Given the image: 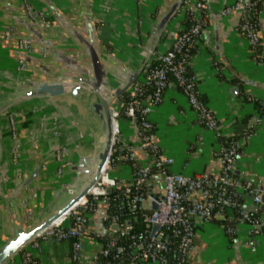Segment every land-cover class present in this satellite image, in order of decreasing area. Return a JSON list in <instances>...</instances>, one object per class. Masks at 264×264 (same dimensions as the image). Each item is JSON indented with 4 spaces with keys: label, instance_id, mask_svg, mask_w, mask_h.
I'll return each instance as SVG.
<instances>
[{
    "label": "crops",
    "instance_id": "0c3cea01",
    "mask_svg": "<svg viewBox=\"0 0 264 264\" xmlns=\"http://www.w3.org/2000/svg\"><path fill=\"white\" fill-rule=\"evenodd\" d=\"M183 1L33 0L43 15L32 22L20 0H0V102L5 100L13 107L21 149L19 172L23 174L20 180L4 184V196H0V246L16 236L18 229L34 228L67 202L68 196L60 189L56 176L59 164L52 154L55 142L68 148L67 158L72 162L64 168L61 180L75 187H80L86 176L79 175L73 166L80 158L96 156L100 151L102 110L93 108L100 97L89 85L83 84L75 94L27 99L29 90L41 82L84 78L105 91L106 82L114 91L129 84L134 74L137 76L133 82L141 79L155 54L166 51L186 26ZM203 1L207 24L189 67L197 78L198 95L216 118L220 134H248L242 139L235 175L264 191V104L260 102L264 98V60L257 61L247 40L238 34V14L221 15V9L233 0ZM174 6L173 15L159 27L160 20ZM259 9L257 26L264 55V1ZM7 29L12 30L10 38L5 37ZM23 37L31 39L30 53L18 46V39ZM90 47L101 66V80L96 78ZM21 58L25 61L23 71L18 69ZM129 87L114 98L117 108L122 107ZM41 119L47 127L38 130L36 141H32L29 132H36ZM149 119L153 124L150 139L173 158L172 171L204 176L220 172L215 132L197 123L186 97L172 80L161 102L151 108ZM1 128L0 141L7 145L8 139L2 137L7 128ZM55 128L59 131L57 139L52 137ZM120 132L128 143L139 142L135 128L123 116ZM0 156L3 166H7V156ZM133 159L146 162L148 153L136 149ZM126 167H120L121 176H128ZM25 179L29 181L23 183ZM149 185L152 192L160 191V177L153 175ZM242 206L253 210L249 196L244 197ZM105 213V202L98 200L95 212L84 224V233H101ZM224 216L210 221L193 219V249L187 264H264V235L256 237L254 245L249 225L237 222L231 241L218 222ZM101 247V240L86 236L75 264H94L93 256ZM70 260L71 240L40 241L35 264H70Z\"/></svg>",
    "mask_w": 264,
    "mask_h": 264
},
{
    "label": "built area",
    "instance_id": "2783aa9c",
    "mask_svg": "<svg viewBox=\"0 0 264 264\" xmlns=\"http://www.w3.org/2000/svg\"><path fill=\"white\" fill-rule=\"evenodd\" d=\"M262 1L264 0H233L220 12L223 16L238 14L237 32L247 40L254 56L260 58L263 56L262 53H256L260 46L257 26L260 9L257 5ZM20 5L32 22L37 21L43 15L34 7L33 0H20ZM109 9L108 6L105 7L106 12ZM182 11L187 17L188 25L178 31L166 51L155 54L152 65H148L141 79L134 81L126 93L122 116L128 124L135 128L139 135V142L135 145L130 144L122 136L119 108L114 103L111 104V146L108 158L93 186L85 196L81 197L70 209L4 264H35L39 243L47 239L71 240L70 264H75L81 252V243L85 239L84 231H80L79 228L84 226L86 220L95 212L97 201L102 200L106 204L112 192H116L117 206L132 213L144 210L142 213L144 229L139 233L129 234L133 229L130 220L120 219L118 214L105 213L102 217L103 231L92 233L93 238L102 242L101 249L93 256L94 264H108L101 258L110 257L117 260L129 251L127 264H187L188 254L193 249V219L200 218L210 221L215 217L223 216L224 211L235 208L237 199L244 200L245 196L251 198L253 211L262 210L260 216L252 218L250 211L241 206L236 219L233 215H229L228 218L236 222L247 221L251 233L250 241L254 245L256 237L264 235L261 231L264 224V207L260 208L264 191L257 188L251 181L241 179L234 173L242 139L248 134L238 138L231 137L227 142L219 141L217 155L221 162V169L215 176L184 175L172 171L170 167L174 161L173 158L161 152L158 145L150 139V131L153 128L149 119L151 108L161 102L170 80L186 97L197 123L205 129L214 131L216 138L221 136L216 118L198 95L197 78L189 67L191 56L207 24V6L203 0H193V2L184 0ZM4 34L6 38H10L12 30L7 29ZM18 46L26 53L32 51L31 39L28 37L18 39ZM18 69L20 71L25 69V61L22 58L18 60ZM34 97L38 95L28 94L26 98ZM260 102L264 104V98ZM11 106L7 104L5 107L9 109L5 112L9 135L8 143L3 146V149L8 165L3 166L4 170L0 174L1 196H4V184L12 180H20L23 176L19 172L21 150L19 130ZM3 109L0 112H3ZM55 121H57L56 118L53 123ZM46 127L47 122L44 119L39 120L36 132L35 130L30 131L29 138L36 141L37 131L44 130ZM58 136L59 131L56 128L53 129L52 137L57 139ZM136 149L147 151L148 160L146 162L139 163L133 159V152ZM68 153L69 150L65 145L54 143L52 154L59 164L56 170V176L59 177L58 185L60 189L66 188L68 196H74L80 189L61 180L64 168L72 165L67 158ZM127 159L130 160L129 163L124 162ZM124 166H127V177L120 174V167ZM155 174L161 180V189L158 192H152L149 185L150 179ZM69 224L77 229L69 227ZM154 225L158 228L152 233ZM225 232L232 241L236 235L235 226H228ZM123 235H128L130 240L126 245L119 244V237ZM171 244H174V253L171 252Z\"/></svg>",
    "mask_w": 264,
    "mask_h": 264
},
{
    "label": "water",
    "instance_id": "95a60500",
    "mask_svg": "<svg viewBox=\"0 0 264 264\" xmlns=\"http://www.w3.org/2000/svg\"><path fill=\"white\" fill-rule=\"evenodd\" d=\"M175 11V6L160 20L159 27H162L173 15ZM91 59L93 62V68L95 71L96 78L101 80L99 74H102L101 66L99 64L97 55L93 48L90 47ZM137 74L132 76L129 84L125 85L123 88L112 91L110 87H108L107 83H103V87L107 89L105 91L103 88L98 89V86L93 85L90 80L84 78H76L69 79L67 81H59V82H41L38 84L33 90L28 92L29 95H48V96H56L65 93H77L82 88L83 84L89 85L95 92L99 94L100 101L94 104L93 108L96 110H102L101 114V129H102V137L103 141L100 144V151L96 156L90 157H82L78 160L74 167L79 175L83 174L86 176V180L81 184L80 187H77L79 192L74 196H68L67 202L60 208L53 209L49 215V217L42 222L41 224L35 226L34 228L26 231L23 228L17 230V235L7 240L0 246V264H4L12 255L17 253L24 247L27 243L33 240L42 230L51 225L53 221L58 219L62 214H64L68 209H70L81 197L85 196L88 190L93 186L95 181L97 180L107 158L108 152L111 146V138H112V128H111V113H110V105L114 103V98H116L119 93H123L126 89L132 84L133 80ZM236 89V88H234ZM28 179H25L23 183L28 182ZM22 183V184H23ZM66 193V188L61 189ZM109 193V191H108ZM264 207V194H262L261 198V206ZM69 227L73 229H77L72 224H69ZM158 226L154 225L152 233L157 230ZM80 231H84V226H81ZM81 247H84V242L81 243Z\"/></svg>",
    "mask_w": 264,
    "mask_h": 264
},
{
    "label": "trees",
    "instance_id": "16d2710c",
    "mask_svg": "<svg viewBox=\"0 0 264 264\" xmlns=\"http://www.w3.org/2000/svg\"><path fill=\"white\" fill-rule=\"evenodd\" d=\"M258 8H260V3L257 5ZM186 26L188 25V20H187V17H185L184 21H183ZM261 52V49H260V46L257 48L256 50V53H260ZM255 59L257 61H262L264 60V55L260 58V57H255ZM152 65V63L150 64ZM126 98L123 99V104L125 102ZM123 106V105H122ZM119 111H120V114L122 116V107L119 108ZM5 124V123H4ZM3 131V130H2ZM5 135L4 138L8 139V131H6L2 137ZM231 137H234V138H238L240 136H220L218 138V141H221V142H227L229 140V138ZM6 143H8L6 141ZM129 159L127 160H124L125 163H129ZM116 192H112L111 195H110V199L106 202V213L109 214V215H112V214H118L120 215V219H128L130 220L131 224L133 225V229L129 232V234H132V233H139L140 231H142L144 229V223L142 222V213L144 212V210H137L136 212H130L128 211L127 209L125 208H122V207H119L116 205ZM236 206L235 208L229 210L231 212V215H233L235 217V219L239 216V208L243 205V200L242 199H237L236 200ZM261 209H258L257 211H253V210H250V216L252 218H258V216H260L261 214ZM226 217L223 218V219H220L218 220V222L221 224V226L225 229L227 228L228 226H235V223L236 220H231L230 218H228L227 216V211H224L223 212ZM247 223V221L245 222ZM261 231L264 232V224L263 226L261 227ZM92 236V233H84V236ZM130 242L129 238H128V235H123L121 237H119V244H123V245H126ZM171 252L174 253L175 249H174V244H171ZM129 256H130V251L129 252H125L124 254H122L119 259L117 260H113L111 259L110 257L108 258H101V260L104 262V261H107L108 264H118V263H121L122 264H127L128 262V259H129ZM119 260V261H118Z\"/></svg>",
    "mask_w": 264,
    "mask_h": 264
},
{
    "label": "rangeland",
    "instance_id": "374dc122",
    "mask_svg": "<svg viewBox=\"0 0 264 264\" xmlns=\"http://www.w3.org/2000/svg\"><path fill=\"white\" fill-rule=\"evenodd\" d=\"M8 104V102H5V100L4 101H2V102H0V111L3 109V112H0V131H2L1 129V127H2V125L3 126H6V123H7V119H6V110L8 111L9 109L7 108H5L6 107V105ZM12 107V106H11ZM13 108V107H12ZM5 123V124H4ZM0 137H1V133H0ZM103 141V137L100 139V144H101V142ZM3 146L4 145H2V141H0V155H2L3 156V159H4V155L6 156V154H5V152H4V149H3ZM3 160H2V158H1V156H0V174L2 173V171L4 170V167H3V162H2ZM2 162V163H1ZM1 178V177H0ZM2 188V184L0 183V189ZM1 196V195H0Z\"/></svg>",
    "mask_w": 264,
    "mask_h": 264
},
{
    "label": "bare ground",
    "instance_id": "6f19581e",
    "mask_svg": "<svg viewBox=\"0 0 264 264\" xmlns=\"http://www.w3.org/2000/svg\"><path fill=\"white\" fill-rule=\"evenodd\" d=\"M30 91V90H29ZM3 98V97H2Z\"/></svg>",
    "mask_w": 264,
    "mask_h": 264
}]
</instances>
